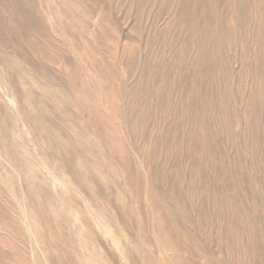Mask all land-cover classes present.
Segmentation results:
<instances>
[{
    "label": "rangeland",
    "instance_id": "1",
    "mask_svg": "<svg viewBox=\"0 0 264 264\" xmlns=\"http://www.w3.org/2000/svg\"><path fill=\"white\" fill-rule=\"evenodd\" d=\"M0 90L53 264H264V0H0Z\"/></svg>",
    "mask_w": 264,
    "mask_h": 264
},
{
    "label": "bare ground",
    "instance_id": "2",
    "mask_svg": "<svg viewBox=\"0 0 264 264\" xmlns=\"http://www.w3.org/2000/svg\"><path fill=\"white\" fill-rule=\"evenodd\" d=\"M168 6V5H167ZM159 7V6H158ZM249 11V10H248ZM238 19V18H237ZM249 22V21H248ZM263 25V24H262ZM194 27V26H193ZM196 30V29H195ZM203 31V30H202ZM262 31V30H261ZM181 32V31H180ZM190 32V31H188ZM190 32L188 36L191 34ZM195 33V32H194ZM199 33V32H198ZM199 35V34H198ZM139 37V36H138ZM191 37V36H190ZM192 42V41H191ZM213 42V41H212ZM209 43V42H208ZM242 44V43H241ZM145 46V45H144ZM185 50V48H184ZM216 51V50H215ZM241 51V50H240ZM219 53V52H218ZM221 54V53H220ZM255 54V53H254ZM244 56V55H243ZM138 58V57H137ZM195 58V57H194ZM255 58V57H254ZM136 59V58H134ZM193 59V58H192ZM253 59V58H252ZM194 63V62H193ZM219 64V63H218ZM75 65V64H74ZM106 65V64H105ZM221 65V64H220ZM225 65V64H224ZM48 66V65H47ZM209 68V67H208ZM247 68V67H246ZM254 70V69H253ZM132 72V71H130ZM255 73V72H254ZM239 74V73H238ZM220 76V75H219ZM140 82V81H139ZM222 83V82H221ZM121 87V86H120ZM215 88V87H214ZM220 88V87H219ZM251 90V89H250ZM1 91V90H0ZM205 92V91H204ZM207 92V91H206ZM227 92V91H226ZM260 92V90H259ZM196 93V92H195ZM225 94V93H224ZM202 96V94H201ZM196 97V96H195ZM9 100V99H8ZM136 100V99H135ZM248 102V101H247ZM12 103V102H11ZM123 103V102H121ZM120 103V104H121ZM125 103V101H124ZM252 103V102H251ZM201 104V103H200ZM255 104V103H254ZM115 105V104H114ZM14 106V104H13ZM260 107V106H259ZM259 109V108H258ZM250 110V109H249ZM248 110V111H249ZM253 110V109H252ZM246 111V110H245ZM23 113V112H22ZM76 113V112H75ZM250 113V112H249ZM92 114V113H91ZM79 115V114H76ZM250 115V114H249ZM245 117V116H244ZM246 118V117H245ZM133 126V125H132ZM136 129V128H135ZM78 136V135H77ZM86 137V136H85ZM106 141V140H105ZM119 141V140H118ZM123 145V144H122ZM112 147V146H111ZM34 149V148H33ZM8 155V154H7ZM11 161V160H10ZM6 168V167H4ZM109 168V167H108ZM107 168V169H108ZM111 168V167H110ZM116 169V168H115ZM114 169V171H115ZM110 170V169H109ZM77 171V170H76ZM4 172V170H3ZM26 172V171H25ZM92 175V174H91ZM23 181V180H22ZM12 182V181H11ZM9 182V183H11ZM53 184V181H52ZM88 196V195H87ZM90 197V196H89ZM71 209V208H70ZM39 212L40 216L43 219H47V216L44 212V208L39 207L36 210ZM18 219L14 216L11 217V214L8 212L7 208L0 203V264H16L14 263V259H17L19 263L17 264H30L25 258V253L23 249V244L26 243V246L30 249V252L34 253L33 248L31 246L39 248L41 251L44 250L45 256L53 262L58 260V255L56 251H52L51 245L48 243H40L30 241L28 237L29 232H33L35 230V224L31 217L23 211H19ZM76 218V217H75ZM43 222V221H42ZM83 228V227H82ZM65 229V228H64ZM3 230H7L6 234L2 235ZM89 231V230H87ZM96 231V230H95ZM36 232V231H35ZM34 233V232H33ZM46 235V234H45ZM32 237V236H31ZM100 239V237H99ZM54 240V239H53ZM77 241V240H76ZM17 243L22 244L21 249L17 246ZM113 243V242H112ZM70 244V243H69ZM114 245V243H113ZM60 246V245H59ZM76 249V248H74ZM118 249V248H117ZM124 251V249H123ZM32 255V254H31ZM90 255V254H89ZM123 255V254H122ZM79 257V256H78ZM117 257V256H116ZM127 260V259H126ZM31 264H41L39 260V255L37 252L34 253V256L31 260ZM117 262V260H116Z\"/></svg>",
    "mask_w": 264,
    "mask_h": 264
}]
</instances>
